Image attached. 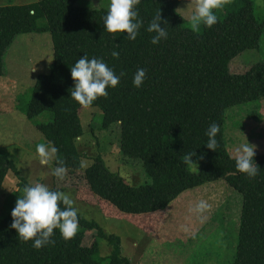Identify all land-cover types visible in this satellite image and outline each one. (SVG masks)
<instances>
[{
	"label": "trees",
	"instance_id": "obj_1",
	"mask_svg": "<svg viewBox=\"0 0 264 264\" xmlns=\"http://www.w3.org/2000/svg\"><path fill=\"white\" fill-rule=\"evenodd\" d=\"M76 1L33 0L0 6V76L6 74L5 54L17 35L49 32L51 36V69L36 77L24 112L29 120L45 111L52 113L51 121L35 125L59 149L67 167L63 179L52 175L50 189L74 188L80 201L96 205L103 215L154 234L168 217V205L181 193L223 180L242 195L231 264H264V154L254 156L261 170L248 178L236 169L224 133L228 108L264 97V60L254 55L264 19L255 15L252 0H235L229 5L232 10L211 28L202 25L201 32L188 27L176 10L182 0H140L136 10L143 24L135 40L105 30L103 17L108 9L79 6ZM158 11L167 22L160 26L168 38L153 45L155 33L147 28ZM113 51L119 58L112 57ZM84 54L102 58L118 76L123 73L119 84L107 89L108 96L98 97L91 106L102 111L101 129L119 125V151L142 162L149 178L144 184H129L106 166L101 155L82 165L77 140L84 132L83 106L70 95L74 86L70 68ZM240 55L248 69L230 72V62ZM138 68L146 69L140 88L132 83ZM213 122L220 125L216 151L206 147L205 132ZM192 152V160L186 161ZM10 171L18 176L15 193L19 196L32 183L19 176L16 164L0 151V189ZM12 209L0 219V264H132L122 255L118 235L105 232L80 213L74 238L64 240L55 229V243L37 250L10 227ZM87 230L107 241L108 255H100L97 239L89 246L82 244Z\"/></svg>",
	"mask_w": 264,
	"mask_h": 264
},
{
	"label": "rangeland",
	"instance_id": "obj_2",
	"mask_svg": "<svg viewBox=\"0 0 264 264\" xmlns=\"http://www.w3.org/2000/svg\"><path fill=\"white\" fill-rule=\"evenodd\" d=\"M33 0H0V6L26 4ZM255 15L264 19V0H252ZM228 0L221 10H214L223 17ZM110 0H77L76 5L108 9ZM196 0H182L176 10L190 27V15ZM201 25L198 32H201ZM196 31V30H195ZM258 53L264 60V33L259 42ZM254 52V51H253ZM247 54H244L246 56ZM235 57L229 65L230 72L248 69ZM53 61L52 41L49 32L19 34L8 48L4 63L6 74L0 76V151L12 160L19 176L32 184L37 182L52 186L53 161L47 166L39 163L36 145L45 142L35 126L52 120V113L45 111L29 120L25 115L27 102L36 77L48 73ZM83 135L77 146L83 154L82 165L88 166L96 155H101L106 166L119 173L132 186L149 181L142 162L124 157L119 151L120 128L117 124L101 129L102 111L98 107H83L80 112ZM224 133L229 152L235 156L239 143L246 140L255 145V155L264 154V97L257 101L232 106L226 111ZM246 138V139H245ZM195 169V166H192ZM18 176L8 172L0 189V219L12 209L18 197ZM75 201L82 216L95 220L107 233L121 239L122 255L132 264H231L238 238L242 195L223 180H216L181 193L167 207L168 217L157 233L145 232L132 223L102 214L96 205L80 201L74 188H65ZM204 200L209 207L196 212L195 206ZM97 239L100 255L106 256L111 246L105 239L96 237L95 231L87 230L83 245L89 246Z\"/></svg>",
	"mask_w": 264,
	"mask_h": 264
},
{
	"label": "clouds",
	"instance_id": "obj_3",
	"mask_svg": "<svg viewBox=\"0 0 264 264\" xmlns=\"http://www.w3.org/2000/svg\"><path fill=\"white\" fill-rule=\"evenodd\" d=\"M227 2L228 0H196L195 10L190 15V28L196 31H199L201 25L211 28L218 22L216 11L223 9ZM139 3L140 0H110L108 11L103 17L105 30L109 33L123 32L129 40H135L143 24L136 10ZM161 23L167 22L162 21L158 11L147 28L148 32L155 33L151 39L153 45L168 38V32L160 26ZM111 55L113 58H119L117 51H113ZM70 74L74 81L70 95L85 108L91 106L98 97H107V89L115 88L123 75V73L120 76L116 75L102 58L89 59L87 54L75 62L70 68ZM145 79L146 69L138 68L132 79L133 86L140 88ZM219 131L220 125L216 122L208 126L205 132L208 138L206 142L208 149L216 151L218 147L216 137ZM254 149L255 145L247 140L239 143L235 149L236 169L246 174L248 178H255L261 170L254 161ZM36 153L42 166L49 165L55 159L57 166L52 168V175L60 179L64 178L67 167L58 155L59 149L52 142L45 141L37 144ZM194 155V152L189 153L185 157L186 161H191ZM74 204L75 201L69 193L52 190L48 185L39 182L26 185L11 210L10 227L15 229L20 240L24 242L31 240L32 247L37 250L55 243L52 238L55 229L59 230L64 240H70L79 230V210L74 207ZM208 207L209 205L201 200L194 210L200 213Z\"/></svg>",
	"mask_w": 264,
	"mask_h": 264
}]
</instances>
